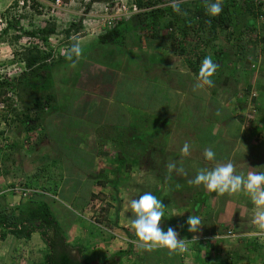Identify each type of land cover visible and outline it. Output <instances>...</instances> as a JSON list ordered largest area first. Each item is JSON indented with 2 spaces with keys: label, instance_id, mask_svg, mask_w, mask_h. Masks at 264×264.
<instances>
[{
  "label": "rangeland",
  "instance_id": "374dc122",
  "mask_svg": "<svg viewBox=\"0 0 264 264\" xmlns=\"http://www.w3.org/2000/svg\"><path fill=\"white\" fill-rule=\"evenodd\" d=\"M22 1L24 2L23 5L20 4ZM60 1L59 8H56L50 0H0V190L7 189L6 194L9 195L7 203L9 205L15 203L14 206L20 204L23 198L21 199L18 194H14L10 190L15 186H20L21 183L28 182L33 174L39 173L42 168H47L50 163L52 164L55 161V167H48L50 171L52 170L51 173L44 172L40 175L52 174L51 183H57L61 178L64 182L62 184L57 183L60 186L59 194L61 196L43 192L39 188H34L33 193L43 194L45 200L51 206L54 202L58 203V205H55L57 208H52V211L55 210L53 214L56 217L58 211H64L63 208L69 211L64 206L65 204L74 208L79 207L80 203L84 201L86 208L95 205V207L101 209L100 215H98L99 219L96 221L92 217H87V219L80 217L83 223H79V225L84 224V226H81L82 228H87L86 224H88L99 231L97 239L102 241L101 246H99L101 250H96L99 242L95 241L96 244L93 245L91 241L87 243L91 244L92 251L89 249L88 253L90 255L94 254V258L102 253L101 256L106 257L105 259L116 258L120 255L119 264H264V235L258 234L257 228L252 223L253 213L251 209L254 205L244 191L238 192L239 194L230 195L226 193L219 195L206 190L203 185L188 186L190 189H185L184 186L183 191H181V189L179 190L181 179L177 174L174 177V182L167 180V183H164L165 188L163 187V189L166 194H160L157 198L166 204L164 206L168 209L165 210V217L162 218L160 227L165 232L168 227H173L179 233L178 239L188 240L190 236H194L198 238L196 241L201 242V244L195 246L188 240L189 242L186 243L187 250L183 253L179 251L170 252L167 248H157L152 251L144 250L139 247L135 230L131 228L130 221L135 215L130 206L131 200L138 193L141 196L154 188L155 183L160 180V178H154L156 174L167 175V168L163 163H167V160H169L168 163L174 162L177 168L183 167L187 175H183L181 178L188 183V180L194 178L200 169L210 170L214 168L217 163L223 160V157L230 154L232 149L227 148V145L223 143V138H218L222 132L220 123L223 122L218 124L209 112L210 109L213 111L212 107H214L210 103L209 96L215 93L214 88H204L205 94L202 89L193 91L192 83L195 79H189L191 74L187 72L182 62L178 64V60L182 59L178 56L179 49L186 50L189 53L188 55L192 56L193 42L192 40L185 42L183 35L188 34L196 39L193 32L198 19L196 13L203 11L206 13L205 0H183L182 3L187 2L188 15L185 17L179 14L177 28L180 31L176 33L175 39L169 41L166 45H162L160 40L155 41L150 38L155 33L164 36L166 31L169 32L170 29L166 30L164 28V18H159L156 27L145 29V27H135L130 21L131 15L127 14L120 18L121 20H128V27H126V31H121V39L112 46L96 42L98 34L104 32L105 26H107L103 22V16L118 14L120 5L129 7L131 0H111L109 2L95 0ZM236 2L232 5L229 0H223L222 5L224 8V6L230 4L227 6L232 19L230 30H235L237 33L242 32L243 35V37L242 35L238 37L237 41L232 40L230 46L236 51L238 50L237 45L246 48L247 58H244L245 64L259 58V63L264 65V53L262 51V48L264 49V41H262L264 28H261L264 21L259 19L256 23L257 32L251 33V26L243 25L240 17L236 16L237 12H241V7L237 6L241 5V2L239 0H236ZM168 4L169 0L162 6L167 7ZM105 9H108V11H105ZM147 10L148 8H145V11ZM182 10L185 11L183 7ZM117 20L120 19L114 21ZM48 24L53 25L55 31L49 36L47 43H44L38 34L35 37L19 35L22 31L35 32V30L44 28ZM78 24L80 25V32L74 35V32L71 31L70 38L66 39L65 31L71 25ZM218 34L220 35L219 40L213 41L214 44L210 45L214 46L213 49H217L219 42L226 46V42L221 36L222 31L218 30ZM15 36H20V39L14 40ZM74 40H78L83 49L82 56L78 60H73L76 62V67H72V61L69 60L60 64L57 62L55 64L51 63L42 69L43 72L48 73L49 70L51 72L53 70L51 77L49 75L46 78L41 77L35 82L27 79L23 81L20 88L16 86V79L25 72L24 64L20 61L21 53L34 49L46 52L52 50L54 58L62 59L66 58L70 49L69 45ZM128 44H131V54L126 49ZM169 45H173V48L170 46L168 49L166 46ZM134 51L141 52L140 57L143 59L140 60V57L137 56L139 62L132 57ZM207 52L210 53V50L207 49ZM120 53L123 57L119 59L118 54ZM229 58L232 59V56H229ZM234 58H236V55ZM150 61L152 65H150ZM92 63L96 64V67ZM242 63L236 62L234 67L241 68ZM165 64H167L166 68L164 67ZM235 68H232L233 71H231L233 79L236 78V72H238ZM95 69L96 71H94ZM178 72L183 74L182 78L188 75L187 84L183 82V85L175 79ZM84 73L85 76L81 75ZM237 77L239 79L245 78L246 74L241 75V78L240 76ZM246 78L248 80L249 77ZM250 82L251 79L249 78V84ZM159 84L157 94L154 89ZM232 84V82H229V87ZM237 84L234 83V89H236ZM27 86L33 87V92L38 95L53 93L55 98L52 104L54 108H57L54 111L44 110L40 112L39 124L42 131L40 129L32 130L31 138L26 135L25 125L21 124L15 116L16 113L22 112L24 104L29 103L33 97L28 91L25 94L24 89ZM96 86L100 96L103 94L108 100V96L112 95L115 103L110 104L108 101H102V104L97 106L92 100L85 101L91 98L92 93L95 94L93 89ZM162 86L165 87L163 93H161L163 91ZM246 87L248 85H243V88ZM167 90L173 95H165ZM243 91L247 95V89ZM188 93H193L196 96L193 97V94L189 96ZM98 99L96 100L97 103ZM224 99L225 97H223V101ZM170 101L173 104L172 102L169 103ZM178 102L180 103L179 106L177 105ZM61 105L64 106L63 109L66 108L64 112L60 110L59 106ZM90 105L95 106L92 113L89 114L90 122L95 124L98 121H103V123L98 122L97 125H93L96 129L100 128L98 130L99 136H101L100 131L104 134L108 132L110 134L123 133L124 127L139 131L140 134L146 130L144 132L146 137L141 139L142 144L140 146L143 149L146 147L145 151L138 148V143L134 145L128 140L130 144L125 146L127 153L129 152L128 154L135 153L140 157L136 168L132 166V170L124 165L120 169L114 162L109 163L108 159L98 157L95 150L99 145H97L95 136L89 133L91 131H88V134L84 137L85 139H82L86 146L87 144L91 145V150L89 147H85L88 152H80L75 148H71L77 146L75 137L81 136L84 131L82 129L75 130L74 126L80 123L77 117H79V113L84 115V111L88 110L87 108ZM145 105H149L152 109L146 108ZM255 106V104L248 101L244 105L243 114L247 110L246 116L250 119L249 116L253 117L256 108H258V105ZM140 109L145 113L140 112ZM141 113L146 120L151 115V118L156 122L149 127L147 123L143 127L138 121ZM260 115L261 112L258 116ZM220 116H222V113H220ZM225 116L226 114L223 117L225 118ZM4 117L7 120H4ZM56 117L63 118L58 120ZM208 117L212 118L213 123L207 120ZM136 118L138 120H132ZM66 120H70V123H72L70 128L75 131L66 133L63 130L60 132L61 123ZM30 125H35V122H26V126ZM128 131L125 133H128ZM151 133L155 135H151ZM129 136H132V131ZM153 137L157 139L161 144L158 145L163 149V152L157 153L159 160H162L157 172L152 169L154 165L151 163L155 154L147 150L148 144L146 143L147 139ZM261 137H263L262 132L259 135V138ZM185 142L190 145V155L188 156H183L181 153V148ZM118 143L120 144L119 141L114 143L116 146L110 142L105 144L107 150L110 151L108 153L109 157L112 158L116 155V152L112 150L116 149L114 147H117ZM206 148L214 150L216 153L215 160L208 161L204 158L203 153ZM117 155L122 157L120 153H117ZM198 156L200 162L193 164ZM239 157H241V154L233 158L237 160L233 164H235V169L239 165L241 168L238 171L243 169L246 175L249 171L259 172L264 169V151L263 154L260 153L256 157V161H254L255 156H252V159H250L251 157L246 159L243 156L238 161ZM90 163L93 166L96 163L99 164L94 172L99 173L101 176H107L109 180L107 187L103 188L104 193H99L97 188L93 193L89 192L88 188H92L95 183L93 186L88 187V182L83 184L82 179L79 177L80 174H76L75 166L90 169ZM102 169L103 171L107 170V172L102 171L101 174L100 170ZM83 171L86 173V170ZM172 174H175V171ZM176 177H178L177 180ZM102 179H98L99 182ZM46 181L42 177L39 179L38 184L45 186ZM181 185L183 184L181 183ZM169 187L171 195L166 191ZM76 191L79 195L76 198L77 202H71V204L69 201L63 200L64 198L73 200L72 196ZM198 191L201 193L200 195H198ZM173 192L175 196H178L179 193L184 195L189 192L191 198L180 201L182 198L175 197L178 202L174 204L172 200ZM198 205L199 207L196 209ZM59 206L62 209H59ZM95 207L91 210L94 209L96 214L98 208L95 209ZM71 213L75 215L73 212ZM174 213L176 215H173ZM80 214L83 213L80 212ZM86 214H89V212ZM193 214L200 216L202 228L197 233L188 231L185 234L181 232L180 224L184 221L182 219H185L184 217L189 218ZM67 216L70 220L71 215L67 214ZM75 216L78 217V215ZM64 218L63 214L59 215V223H63ZM119 219L121 220L119 221ZM89 220L90 222H88ZM64 230L67 241L71 246H84L83 242L78 241L81 239L83 241L84 236L74 242V235H68L67 230L65 228ZM36 240V242H33L34 248L42 244L37 237ZM206 241H209L211 246L213 245L211 252L209 251L210 254H208L209 246L204 244ZM156 250L159 254L154 255ZM33 252L36 255L29 257V261L32 264L40 262L42 252ZM95 252L97 255H95ZM89 259L93 260L91 256ZM102 259L99 258V260ZM156 259L160 261L156 263Z\"/></svg>",
  "mask_w": 264,
  "mask_h": 264
},
{
  "label": "trees",
  "instance_id": "16d2710c",
  "mask_svg": "<svg viewBox=\"0 0 264 264\" xmlns=\"http://www.w3.org/2000/svg\"><path fill=\"white\" fill-rule=\"evenodd\" d=\"M54 2L55 0H50ZM64 2H69V0H63ZM95 1H106L109 2L111 0H95ZM230 3L233 5L236 0H229ZM241 2V5H237L238 7H241V12H237L236 16L240 17V21L245 26H251L250 32H257V26L256 23L260 19L264 21V2L256 3L254 0H239ZM137 7L139 9L148 8L147 11H144L139 14H135L131 17V23L135 27L140 28H149V27H156L158 24V20L160 17L164 18L165 22H163L164 28L166 30V34L160 35L158 33H155L150 38L158 41L160 40L161 44H167L169 41H173L175 39L176 33L180 30L177 28L179 24L178 18H180V15L173 11V9L169 6L165 7L162 6L163 4L167 3V0H136ZM186 3H181L180 7L184 8V10L188 13V9L186 8ZM237 3V2H236ZM230 4H227L229 6ZM227 6L223 8L222 12L218 16H209L206 13L203 12H197V25L195 30L193 32L195 33V37L200 44H204L205 46H209L213 41L219 40L220 35L218 34V30L222 31V38L225 40V42L231 43L232 40H236L238 37H241L242 32L237 33L235 30H230V27H232V19H231V12L228 10ZM236 9V8H235ZM104 32L99 33L100 35L96 39V42L102 43V44H108V45H115L116 42H118L119 39L122 37V30L126 31V27H128V20L120 19L117 21H112L111 24L105 26ZM261 28H264V24H262ZM20 29V28H19ZM54 26L53 25H47L44 28H41L39 30L34 31H22L19 35H26L29 37H35L36 34L39 35L40 39L44 41V43H47V40L49 36L54 32ZM264 30V29H263ZM21 31V29H20ZM71 31L74 32V35L80 32V25H71L68 30L65 31V37L70 38ZM182 31V30H181ZM179 34V33H178ZM125 36V35H124ZM184 37L186 36L183 35ZM243 37V35H242ZM20 39V36H15L14 40ZM249 41V40H248ZM262 41H264V37L262 38ZM250 42V41H249ZM75 43V40L70 43L69 48H71L72 44ZM225 44V45H226ZM131 44H128L126 46V49L131 52ZM214 47V46H213ZM218 48H221V51L223 52L222 47H224V44L221 42L217 46ZM230 47V46H228ZM256 47V45H255ZM238 50L234 51L233 53L236 54V59H242L246 55V48H243L240 45H237ZM45 49V48H43ZM180 53L179 55L183 54L182 49H179ZM262 51L264 53V49L262 48ZM21 58L20 61L24 64V70L25 72L22 73L21 76H19L16 79V86L18 88L21 87L24 80L29 79V81H36L39 78H46L48 75L51 77L52 72L49 70L48 72H43V67L47 66L48 64L57 62L58 64L62 63L64 59H56L53 57L52 50L42 51V50H26L23 53L20 54ZM208 56L205 49L200 50L199 55L197 56L196 61H187V64L190 66L192 71L195 73V75L199 74V69L201 62L203 59ZM222 56V55H221ZM221 56L216 57L215 60L218 62L221 61ZM123 56L118 54V58H122ZM140 57V55L138 56ZM140 59H143L140 57ZM73 60H75V57H73ZM53 64V65H54ZM52 66V65H49ZM53 68V67H52ZM51 68V69H52ZM217 73H219L217 71ZM222 74V71L221 73ZM224 74V73H223ZM222 78L220 75L218 76ZM219 83H222V80L220 79ZM32 85V84H31ZM148 87V86H146ZM217 88H214V91H217ZM248 90V89H247ZM24 91L27 94V91L29 94L33 95L31 101L29 103L24 104L23 110L20 113H16V118L21 124H24V130L26 132V135L28 138H31L32 130L40 129L42 131V127L40 128V112L44 110H51L54 111L57 108L53 107L54 102V95L53 93L45 94V95H38L37 93L33 92V87L27 86ZM249 92V90H248ZM28 94V95H29ZM93 96H96V93H92ZM214 95L216 94L213 93ZM98 99V98H97ZM96 98L92 101L94 103L97 100ZM99 100V99H98ZM6 101V100H5ZM3 101V102H5ZM1 102V101H0ZM92 105H90L91 107ZM60 110L63 112L65 109H63V105L59 106ZM88 110H94L93 108H89ZM13 111V110H12ZM59 111V110H58ZM58 111H56L58 113ZM62 112V113H63ZM91 111L86 110V115L82 114L79 117H77V120H79L80 123L76 124L74 128L76 130L83 129L85 127L89 128L93 125H97L98 122L95 124L90 122L89 114ZM87 116V117H86ZM4 120H7L6 117L3 118ZM56 119L60 120L61 118L56 117ZM89 119V120H88ZM57 120V121H58ZM88 120V121H87ZM35 122V125L26 126V122ZM63 122V121H62ZM244 122V121H242ZM68 123V124H67ZM245 123V122H244ZM246 124V123H245ZM63 126V130H68L70 128V125L72 126V123H70V120H66L64 123H61ZM67 125H69L67 127ZM247 125V124H246ZM248 127V125H247ZM94 136L95 140L97 142L98 146V154L99 155H106L105 152H102V147L105 146V144L110 142L112 145L116 141H119L117 148L126 153V155H130L127 153L125 146H128L131 142L130 139V132L132 131V128L125 127L123 130V133L119 132L117 133H107L104 134V132L98 130L100 128H95L93 126ZM127 130L128 133H125ZM67 132V131H66ZM133 133V131H132ZM82 135V134H81ZM46 136V135H45ZM78 138H81L79 136ZM211 138V137H210ZM77 139V138H76ZM212 139V138H211ZM129 142H128V141ZM133 144V142H131ZM116 148V147H114ZM1 150V149H0ZM123 154V153H120ZM92 163V162H91ZM56 162L50 163L48 167H55ZM42 168L39 173L33 174V176L28 180V182L21 183L20 188H23L25 190H30L31 193L28 195V197L25 200H22L20 204L16 206H10L7 201L5 200L4 196L0 195V238L4 239L7 235L13 236L17 240H24L29 241L31 239V236L34 233H37L39 235L40 240L44 243L45 249L42 251V259L40 261V264H92L89 261V254L88 251L90 249V244L84 245V246H71L68 241L67 237L65 235V230L63 227H67L64 225V223H59L58 215L57 217L53 214L52 208L50 203H48L45 200V196L40 193H33L34 188H39V190L43 192H48L53 195H60L59 191V184L57 183H63L64 181L59 178V181L57 183L53 182L51 183L52 174H41L40 173H51L49 168ZM42 177L45 178L46 185L41 186L38 185L39 179ZM104 184V183H103ZM99 184V185H103ZM104 187V186H103ZM36 191V190H35ZM34 191V192H35ZM61 196V195H60ZM63 198V197H62ZM67 200L70 203L73 202V200L63 199ZM74 202H77L75 200ZM72 204V203H71ZM85 206L84 201H82L79 205V207ZM189 225L187 223L182 222V226L180 228V231L183 233L188 232ZM179 231V232H180ZM94 235V234H93ZM194 236H190L188 238L189 241L192 242L193 245L201 244L199 241L193 240ZM204 244H207L209 246L208 254L211 252V246L209 241L204 242ZM73 250L75 251L76 255H72ZM210 251V252H209ZM158 251H154V255H156ZM159 254V253H158ZM177 255V253H176ZM120 255H118L116 258H107L105 257L102 260H99L95 264H119L120 262ZM155 257V256H154ZM160 260L156 259L155 262L158 263Z\"/></svg>",
  "mask_w": 264,
  "mask_h": 264
},
{
  "label": "crops",
  "instance_id": "0c3cea01",
  "mask_svg": "<svg viewBox=\"0 0 264 264\" xmlns=\"http://www.w3.org/2000/svg\"><path fill=\"white\" fill-rule=\"evenodd\" d=\"M54 31H55V29H54ZM98 35H100V34H98ZM184 38H185L184 40L186 42L187 40L190 41L192 37L189 36L188 34H186V36ZM195 42H196V40H195ZM211 44H214V42H212ZM170 46H171V48H173V45H169V46H166V47H168V49H169ZM209 46H205L204 44H200V43L196 42L195 49L192 50V54H191L192 56L191 57H190V55H188L189 53L186 52V50H184V49H182V51H183L182 55L178 54V56L180 58H182V59L178 60L179 61L178 64L180 62H182V64L187 69V72H189V74H191L189 79H195L194 82L192 83L193 86H194V84L197 83L198 75H195V73L192 71L190 66L187 64V61H192V62L194 61L195 62L196 59H197V56L200 53V50L205 49L207 51V49H208L207 47H209ZM228 46H230V43L226 44V46H224L223 48H228ZM163 49H165V48H163ZM213 50H215V49H212V51H210V53L213 52ZM232 50H233L232 48L225 49L223 54L218 52L219 54H217V56L220 57L222 55L221 56V61L218 62V63L215 60L216 57L214 55H213V58H212L215 63L219 64V68L217 69V71L219 73L216 72L214 74V76L211 78L213 80V82H214L213 88H217L218 90L215 91L216 92L215 95L214 94L213 95H211V94L209 95L210 99H211L210 103H211L212 106H214V107H212L213 111L210 109L209 112H210L211 117H213V119H215V121H217L218 124L220 122H223V123H220L221 126H222V132H221V134L219 135L218 138H223V140H224L223 143H225L227 145V148H232L230 150V154H228V156L223 157V160L220 163H226L228 161H231L233 163L234 161H237V160H234L233 158L234 157H238V154H241V157H239L238 161L240 160V158H243V156L246 159H248L247 157H251L250 159H252V156H255L254 161H256L257 160L256 157L260 153L263 154V151H264V148H263V146H264V115H263V113H264V65L263 64L261 65V63H259V58L255 59L251 64H245L244 63V59H238L237 61H235L234 59L230 60L229 56H232ZM133 53H134V55H132V57H134L135 59L138 60L139 58H137V56H139L141 52H139V51L135 52L134 51ZM130 54H131V52H130ZM63 59H64V61L62 63L68 61L66 58H63ZM140 60H138V62ZM260 60H261V57H260ZM236 62L237 63L238 62H243L241 68H235L234 67ZM149 63H150V65H152L151 61ZM165 63H167V62H165ZM92 64H93V66L96 67V64H94V63H92ZM178 64H176V65H178ZM166 65L167 64L164 65L165 68L167 67ZM156 68H158V67H156ZM232 68L233 69L235 68V70L238 71V72H236V74H237V76H240V78H241V75H243L245 73L246 77H249L251 79L250 84H249V78L247 80L246 77L239 79V77L236 76V78L233 79V76H232V73H231V71H233ZM94 71H96V69ZM221 71H222V74H220ZM172 72L175 73L174 71H172ZM81 75L85 76V73L81 74ZM182 75L183 74H180L178 72V74L175 76V79H177L182 84H183V82H185L187 84L186 80H187L188 75H186V77H184V78H182ZM219 75L222 78L218 77ZM220 79L222 80V83H219ZM154 81H156V80L154 79ZM229 82L233 83L230 87H229ZM234 83H238L236 89H234L235 87H233ZM243 85H248V87L243 88ZM159 86H160V84L158 85V87L156 89H154V92H156L157 94L159 92ZM162 87H163V91L161 93H163L165 91V87L164 86H162ZM207 87L208 86H205V88H207ZM97 88L98 87L96 86V88L93 89L94 90L93 92H95L98 97H95V96L91 97L92 96L91 95L90 96L91 98L89 100H85V101H90L92 99L94 100V97H95L96 99L99 98L98 103L95 102V105H97V106H100V104H102V101H108L110 104H114L115 103L114 99L112 98V95H109L108 96V100H107V98L104 97L103 94L101 96L98 94L99 92H98V90H96ZM244 89L245 90L246 89L249 90V92L247 90V95L244 93V91H243ZM202 90H203V93L205 94L206 93L205 89H202ZM99 91H100V88H99ZM167 94L173 95L168 90L165 92V95H167ZM188 94H189V96H191V94H193V93H188ZM250 95H252V96H254L256 98L255 100L257 102L258 108H256L254 116L253 117L249 116L250 117V119H249L246 116L247 113H248L247 110L245 111V114H243V111H244V105L246 103H248V101H249V97L248 96H250ZM195 96L196 95L193 94V97H195ZM223 97H225L226 100L224 99V101H223ZM105 98H106V100H104ZM197 101H199V100H197ZM171 102L172 101H170L169 103H171ZM172 104H173V102H172ZM177 105L179 106L180 103L178 102ZM93 107H95V106L92 105L91 107H88L87 109L93 108ZM145 107L148 108V109L150 108L149 105H145ZM175 108H176V106H175ZM151 109L152 108H150V110ZM173 110H174V108H173ZM87 111H91V113H92L93 110H87ZM140 112L145 113V111H143L141 109H140ZM217 112L222 113V116H220V114L217 115ZM260 112H261V115L258 116V114ZM84 114L86 115V111H84ZM152 114H154V113H152ZM224 114H226L225 118L223 117ZM209 117L207 118V120L209 122L210 121L212 122V118H209ZM258 117H260V118H258ZM60 118L62 119L63 117H60ZM150 118H151V115H149V118H147V120H146L144 117H142V113H141L140 117H139V120H138V118L132 119V120H134V121L138 120L143 127H145L147 125V123H148L149 124L148 127H149L150 125H152V124H154L156 122L153 118H151V119ZM242 121H244L248 125V127ZM99 122L103 123V121H99ZM142 126H141V128H142ZM75 130L72 129V128H69L68 130H66L67 131L66 133H71L72 131H75ZM82 130H84V131H83V133L81 135V138H78L79 136L75 137V139L77 138L76 139L77 146L76 147H71V148H75L76 150H78L80 152H88V149L86 151L85 147H89V149L91 150V147H90L91 145L87 144V146H86V143H84L83 142L84 140L82 141V139H85L84 137L88 134V131H91L89 133H91L94 136V134H93L94 133L93 132L94 129H93V126H91L89 128L85 127ZM61 131H63V126L62 125H61L60 132ZM132 131H133L132 136H130L131 142H133L134 145L136 143H138V145H137L138 148H140V150H142V151H145L146 147H145V149H143L140 146L142 144L141 139L146 137V135L144 133V132H146V130L143 133H141V134H140L139 131H136L134 129ZM261 132L263 134V137L259 138V135H260ZM153 134L154 133H151V135H153ZM146 143L148 144L147 150L150 153L157 155L158 152H160V153L163 152V149L160 148V146L158 145L160 143L157 141L156 138H154V137L153 138H149V139H147ZM259 146H262V147L259 148ZM111 148H113V147H111ZM107 149H108L107 146H104L103 149H102V152H105L106 155H99L97 153L98 152V148H96L95 153L101 159H103V158H105L106 160L108 159L109 163L110 162H114L117 165V167H120V169L124 165H126V168H128V169L131 168L133 170L132 166L134 168H136L137 167L136 164L140 161L139 160L140 157L138 155H136L135 153L134 154H130V155H126L123 151H121L117 147H116V149L112 150V151L116 152V155L114 156L115 158L114 157L111 158L108 155V153L110 151L107 150ZM117 153H123V154H121L122 157L117 155ZM168 161L169 160H167V163H163V165L167 166ZM197 162H200L199 156L193 162V164H195ZM151 163L154 165V167H152V169H154L157 172V169H159L161 164H162V160H159V164L158 165L155 163L154 159L151 160ZM98 165L96 163L95 166H93L90 163V169H88L87 167L81 168L79 166H75L76 167V174L77 173L80 174L79 177H80V179H82L81 181L83 182V184L85 182H88V187H90L91 185L93 186V184L95 183L92 188H90V189L88 188V190H90L89 192H91V193H93L96 190V188L98 189L99 193H104L105 190L103 188L107 187V185H108V181L109 180H108L107 176H104V175L101 176V175H99V173L96 174V172H94V170L98 168ZM234 166H235V164H234ZM239 168H241V167L239 165H237L236 166V174H244V175H246L243 169L238 171ZM83 170H86V173H84ZM102 171H103V169L100 170L101 174L103 172L104 173L107 172V170H104L103 172ZM258 171H259V169H258ZM259 172H264V169H262V171H259ZM176 174H177L176 172H175V174H172L171 175V179H169L168 181L174 182V180H175L174 177L176 176ZM177 175L181 179V182H179L180 183L179 190L181 189V191H183L184 186H185V189L186 188L190 189L188 186H194V185H190L189 183H187V181L186 182L183 181L184 179L181 178L183 175H179V174H177ZM165 177H166V175H161V174L158 175V174H156L154 176V178H160V180H159V182L155 183L154 188L151 191H149V192H151L156 197H158L160 194L165 193V190L163 189V187L165 188L164 183H167V181L165 180ZM177 178L178 177H176V180H177ZM98 179L99 180L102 179V181H105V182H102V181L99 182ZM103 183H104V187H103V185H99V184H103ZM181 183L183 185H181ZM60 184H62V183H60ZM156 187H158V188H156ZM202 190H205V189H202ZM166 191H168L169 194H170V191H171L170 187ZM6 192H7V189L6 190H0V194H2L4 196L6 201H9V195L6 194ZM188 193H186L184 195L182 193L181 194L179 193L178 196H175L174 192H173L172 193L173 203L176 204L178 202V200H176L175 197L182 198V200L180 199V201H183L184 199L185 200L189 199L190 195ZM198 193H199L198 195L201 194L199 191H198ZM241 195H242V193H241ZM78 196L79 195H78L77 191L73 193V196H72L73 202L76 200V198ZM139 197H140V194L138 193L135 196L134 199H138ZM205 199H206V197H205ZM11 204L12 203H10V205ZM62 204L64 205V203H62ZM162 204L166 205L163 202H162ZM14 205H15V203H13L11 206H14ZM55 205H58V203H56V202L52 203L51 208H54V207L57 208V206H55ZM64 206L67 207L68 210L73 212L75 215H78V217L73 215L71 212L67 211V209H65V208H63L64 209L63 212H59V211L57 212L58 217H59V215H62V214H63V217H65L63 223L67 227H63V228H65L67 230L66 233L68 235H70V234H72V236L74 235V240H75L74 242H76L77 239H80V237L84 236L85 238L83 239V241H82V239L78 240L80 243L83 242L84 245H87V243L90 242V241H91L92 245L95 243V241L99 242L98 249H96V250L100 251L101 249H100L99 246H101L102 241L97 239V237H99V235H98L99 231L97 229L95 230V227L89 226L88 224H86L87 228H82L81 227V226H84V224L83 225H81V224L79 225V223H83V222H81L82 219H87V217H91L92 214H93L92 213L93 211L90 208H88V207L86 208V206L74 207V208H71L70 206H68V204H65ZM198 207H199V205L196 206V209ZM253 207H252L251 211L254 214V210H253L254 208ZM59 209H62L61 206H59ZM53 211H55V210H53ZM80 212L83 213V214H80ZM87 212H89V214H86ZM67 214L71 215V219L70 220L68 219ZM98 215H100V214L99 213L95 214L96 220L99 219ZM193 215H196V214H193ZM80 217H82V219ZM184 218L185 219H182V220H184L182 222L186 223V220L188 218L187 217H184ZM120 220L121 219H119V221ZM88 222H90V220ZM182 222H181L180 226H182ZM83 233H84V235H83ZM36 237L40 240L39 235L37 233H34L31 236V239L29 241L17 240L11 235H7L4 239L0 238V264H32V262L29 261L30 260L29 257H32V255H36V253H34L33 251L42 252L45 249V245H44V243L41 240L40 241L42 242V244H39V246L34 248L33 242L37 241ZM90 251H91V248H90ZM101 254L102 253L97 255L96 252H95V255H97L95 258H94V254H92V255L89 254V257L91 256V259H93V260L89 259L90 263L95 264L96 262L99 261V258H104L103 256H101ZM95 260H98V261L95 262ZM34 264H40V262L38 261V262H36Z\"/></svg>",
  "mask_w": 264,
  "mask_h": 264
},
{
  "label": "clouds",
  "instance_id": "9594fccd",
  "mask_svg": "<svg viewBox=\"0 0 264 264\" xmlns=\"http://www.w3.org/2000/svg\"><path fill=\"white\" fill-rule=\"evenodd\" d=\"M182 2L183 0H169L168 6L171 7L174 12L187 17L188 13L186 11H183L180 7V4ZM51 3L55 4L56 0L54 2L51 1ZM222 5L223 0H205L204 6L206 14L213 17L220 15L223 10ZM144 11L145 8L144 10L139 9L137 13H133L130 15L132 17L133 15L142 13ZM191 37V40L193 42L192 48L195 49L196 42L198 43V41L197 39H194L193 36ZM207 48L212 51L213 46H209ZM228 48H232V46ZM228 48L222 47V54L224 53V50ZM219 51H221V48L218 47L211 53H208L206 51L208 56H206L201 62L197 83L194 84L193 91L204 89L205 86H214V82L211 78L217 72L219 64L215 63L212 58L213 55L215 57H219L217 56V54H219ZM234 51L236 50H232V60H235L234 56L236 54L233 53ZM82 54L83 49L81 48L80 42L76 40L69 49L66 59L69 61H73V57H75L76 60H78L82 56ZM244 58L246 59L247 55H245ZM251 63L252 62L250 61L249 64ZM72 67H76L75 61L72 62ZM248 97L251 103L257 105V102L255 100L256 98L254 96L250 95ZM219 114L220 113L217 112V115ZM181 153L183 156L190 155V145L187 142H185L183 147L181 148ZM203 155L204 158L208 161H213L216 157V153L212 148H206ZM153 159L158 165V155H154ZM166 167V181L171 179V174L173 171H175L179 175H187L185 169L183 167L177 168L174 162H169ZM188 183L195 186L203 185L206 190L215 192L219 195H224L226 193L231 195L244 191L250 197L251 202L254 205L252 223L257 228L258 234L264 235V172L249 171L246 176L244 174H236L234 164L231 161H228L226 163H217L216 166L210 170L200 169L194 178L188 180ZM130 206L135 214L134 218H132L130 221L131 228L135 230V235L138 238L139 247L147 251H152L157 248H167L170 252L179 251L183 253L187 250L186 243L189 241L187 239H178L179 233L173 227H168L166 232L160 227L162 218L165 217V210L168 208H166L162 204L161 200L158 199L155 195H153L151 192H145L138 199L131 200ZM93 207H95V205L88 208L92 209ZM97 208L98 213L100 214L101 209L99 207H95V209ZM92 213L94 217H91L96 221L94 209ZM173 215L176 214L174 213ZM186 223L189 225L188 231L192 233H197L202 228V221L199 215L189 216ZM197 239V237L193 238V240L195 241ZM134 243L136 242L134 241ZM72 255H76L74 250L72 252Z\"/></svg>",
  "mask_w": 264,
  "mask_h": 264
},
{
  "label": "built area",
  "instance_id": "2783aa9c",
  "mask_svg": "<svg viewBox=\"0 0 264 264\" xmlns=\"http://www.w3.org/2000/svg\"><path fill=\"white\" fill-rule=\"evenodd\" d=\"M136 0H131L130 6L126 7V5H120L121 7L118 8L119 13L117 14H113V15H104L103 16V22H105L107 25L111 24L112 21L119 19L120 17H123V15H127V14H133V13H137L139 11V8L137 7V4L135 2ZM256 3L259 2H264V0H254ZM61 3L60 0H56L55 3V7L59 8V4ZM21 5L24 4V2L22 1L20 3ZM108 11V9H105V11ZM12 193L14 194H18L19 197L23 200H25L28 195L31 193L30 190H25L23 188H20V186H15L13 189L10 190Z\"/></svg>",
  "mask_w": 264,
  "mask_h": 264
}]
</instances>
